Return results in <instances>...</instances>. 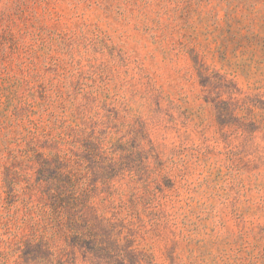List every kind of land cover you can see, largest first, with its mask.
I'll list each match as a JSON object with an SVG mask.
<instances>
[{"label": "rangeland", "instance_id": "1", "mask_svg": "<svg viewBox=\"0 0 264 264\" xmlns=\"http://www.w3.org/2000/svg\"><path fill=\"white\" fill-rule=\"evenodd\" d=\"M0 264H264V0H0Z\"/></svg>", "mask_w": 264, "mask_h": 264}, {"label": "trees", "instance_id": "2", "mask_svg": "<svg viewBox=\"0 0 264 264\" xmlns=\"http://www.w3.org/2000/svg\"><path fill=\"white\" fill-rule=\"evenodd\" d=\"M75 223L77 224V220H75Z\"/></svg>", "mask_w": 264, "mask_h": 264}]
</instances>
